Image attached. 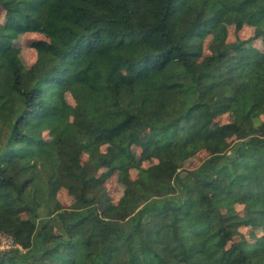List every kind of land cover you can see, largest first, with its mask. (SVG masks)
Masks as SVG:
<instances>
[{
	"label": "trees",
	"instance_id": "obj_1",
	"mask_svg": "<svg viewBox=\"0 0 264 264\" xmlns=\"http://www.w3.org/2000/svg\"><path fill=\"white\" fill-rule=\"evenodd\" d=\"M0 9L13 19L0 26V51L25 24L47 36L31 43L27 70L0 57V233L24 249L0 251V264H264V51L224 33L217 53L198 52L229 13L264 24V0ZM226 111L233 120H213ZM208 144L218 152L185 168ZM134 145L157 162L116 198L107 179L135 163ZM62 188L78 195L70 207ZM243 223L262 226L257 240L235 239Z\"/></svg>",
	"mask_w": 264,
	"mask_h": 264
},
{
	"label": "rangeland",
	"instance_id": "obj_2",
	"mask_svg": "<svg viewBox=\"0 0 264 264\" xmlns=\"http://www.w3.org/2000/svg\"><path fill=\"white\" fill-rule=\"evenodd\" d=\"M12 20L13 19L9 14H7L3 9H0L1 27L11 24ZM224 33H227L228 42H233L238 37L242 39H251V44L253 46L258 47L264 51V24L255 23L252 20H243L239 18V16L229 13L224 17L216 30L211 35H209L198 48V52L201 55V58L208 54L218 52L217 42L222 39ZM37 39H47V36L40 30L38 26L25 24V26H22L21 28L19 37L14 41L13 48L8 52L0 51V57L5 56L9 59L12 65L20 67L22 70H27L36 61L38 56L36 49L31 46V43ZM66 99L69 103L70 108L74 111L76 101L70 92L66 93ZM233 118V113L230 111H226L223 114L216 116L213 120L215 122L223 124L233 120ZM263 120L264 107L261 109L259 117L256 118V122L259 123ZM51 129L52 127H49V124H47L45 134L49 137L52 136L54 132V130ZM109 151H111V147H109ZM74 152L75 154L83 158V160H86L88 157L87 152L82 145H78L74 149ZM217 152V146L208 144L197 152L196 157L187 159L185 161L184 167L193 169L200 164V160H204L205 158ZM131 155H134L135 163L129 165L125 170L115 171L107 179V186L110 192L114 194L116 198H119L123 195V192L127 188L130 180L137 178L140 174L143 173L145 168L157 162L155 158L147 156L141 145H134L132 147ZM164 176L167 180H172L174 177V173H172V171L170 170H166L164 171ZM58 197L65 207H70L77 199L78 195L73 190L62 188L58 193ZM215 205L219 208H225V205L222 202H216ZM237 208L238 210H240L241 214H244L246 212L243 205H238ZM52 216L53 214L50 215V217ZM18 217L23 218L24 212H21ZM59 228V225L56 226V229ZM262 232V226L258 223H243L241 225V230L235 237V239H247L249 241H255L262 234ZM4 239H6V241H3ZM230 240L231 239L226 238L223 242L228 245ZM1 243H4L5 246L8 245L10 247L2 250L0 249V251L12 249L16 246L24 251L22 246L14 241L12 235L6 232L0 233V244Z\"/></svg>",
	"mask_w": 264,
	"mask_h": 264
},
{
	"label": "built area",
	"instance_id": "obj_3",
	"mask_svg": "<svg viewBox=\"0 0 264 264\" xmlns=\"http://www.w3.org/2000/svg\"><path fill=\"white\" fill-rule=\"evenodd\" d=\"M3 241H6V239H4ZM11 246H12V243H11ZM15 246H16V244H15ZM10 246H8V245H6L5 246V244L4 243H1L0 244V249L2 250V249H5V248H9Z\"/></svg>",
	"mask_w": 264,
	"mask_h": 264
}]
</instances>
